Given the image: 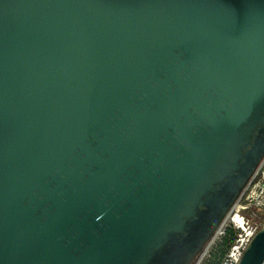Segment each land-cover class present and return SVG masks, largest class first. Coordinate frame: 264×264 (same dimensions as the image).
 I'll return each instance as SVG.
<instances>
[{
  "label": "water",
  "instance_id": "1",
  "mask_svg": "<svg viewBox=\"0 0 264 264\" xmlns=\"http://www.w3.org/2000/svg\"><path fill=\"white\" fill-rule=\"evenodd\" d=\"M262 158L264 0H0V264H189Z\"/></svg>",
  "mask_w": 264,
  "mask_h": 264
},
{
  "label": "built area",
  "instance_id": "2",
  "mask_svg": "<svg viewBox=\"0 0 264 264\" xmlns=\"http://www.w3.org/2000/svg\"><path fill=\"white\" fill-rule=\"evenodd\" d=\"M250 208L264 212V158L214 233L189 264H238L251 239L259 230L240 215L241 210ZM225 237L228 239L227 244L220 248L218 258L213 259L212 251L218 248Z\"/></svg>",
  "mask_w": 264,
  "mask_h": 264
},
{
  "label": "rangeland",
  "instance_id": "3",
  "mask_svg": "<svg viewBox=\"0 0 264 264\" xmlns=\"http://www.w3.org/2000/svg\"><path fill=\"white\" fill-rule=\"evenodd\" d=\"M240 215L248 219L252 226H257L259 230L264 226V212L250 208L248 210H241Z\"/></svg>",
  "mask_w": 264,
  "mask_h": 264
},
{
  "label": "trees",
  "instance_id": "4",
  "mask_svg": "<svg viewBox=\"0 0 264 264\" xmlns=\"http://www.w3.org/2000/svg\"><path fill=\"white\" fill-rule=\"evenodd\" d=\"M228 242V239L225 237L224 240H222V243L220 245H218V248L217 249H214L211 253V257L213 259H217L218 258V255L220 253V248H222L225 244H227ZM213 264H217V263H213Z\"/></svg>",
  "mask_w": 264,
  "mask_h": 264
}]
</instances>
